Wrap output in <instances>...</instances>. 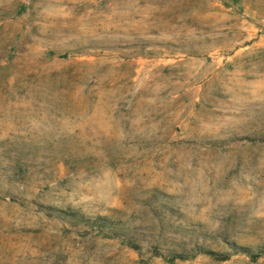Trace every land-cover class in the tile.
Instances as JSON below:
<instances>
[{
  "label": "rangeland",
  "instance_id": "374dc122",
  "mask_svg": "<svg viewBox=\"0 0 264 264\" xmlns=\"http://www.w3.org/2000/svg\"><path fill=\"white\" fill-rule=\"evenodd\" d=\"M0 264H264V0H0Z\"/></svg>",
  "mask_w": 264,
  "mask_h": 264
},
{
  "label": "trees",
  "instance_id": "16d2710c",
  "mask_svg": "<svg viewBox=\"0 0 264 264\" xmlns=\"http://www.w3.org/2000/svg\"><path fill=\"white\" fill-rule=\"evenodd\" d=\"M98 220H102V218H101V217H99V219H98ZM103 220H104V219H103ZM97 222H98V221H97ZM97 222H96V221H94L93 223H95V224H96Z\"/></svg>",
  "mask_w": 264,
  "mask_h": 264
}]
</instances>
